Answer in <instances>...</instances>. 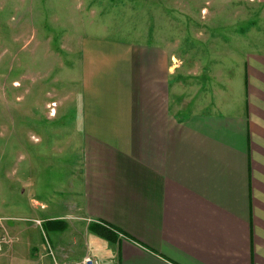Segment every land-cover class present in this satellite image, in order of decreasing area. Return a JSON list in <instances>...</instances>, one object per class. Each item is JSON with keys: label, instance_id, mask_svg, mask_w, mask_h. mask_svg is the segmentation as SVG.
<instances>
[{"label": "crops", "instance_id": "obj_1", "mask_svg": "<svg viewBox=\"0 0 264 264\" xmlns=\"http://www.w3.org/2000/svg\"><path fill=\"white\" fill-rule=\"evenodd\" d=\"M211 1L264 8V0L203 4ZM205 19L201 11L198 46H182L201 54L192 58L193 73L166 28L154 44L80 34L69 126L76 223L67 228L53 215L33 227L29 217L24 224L4 215L0 233L20 240L5 259L74 264L91 254L75 246L93 234L108 250L99 264H264V48L252 46L258 32L236 28L212 42ZM150 25L151 37L159 36ZM47 225L64 236L55 246L72 244L70 256L34 244L31 231Z\"/></svg>", "mask_w": 264, "mask_h": 264}, {"label": "rangeland", "instance_id": "obj_2", "mask_svg": "<svg viewBox=\"0 0 264 264\" xmlns=\"http://www.w3.org/2000/svg\"><path fill=\"white\" fill-rule=\"evenodd\" d=\"M203 2L0 0V225L4 215L19 220L14 223L29 217V226H39L35 221L41 222L39 219L53 215L63 216L62 223L67 228L75 222L68 202L73 176L69 126L70 114L72 110L75 114L74 109L78 107L73 96L77 94V83L73 80L79 75L77 50L86 38L80 34L89 32L93 38L107 37L110 41L136 45L154 44L160 42L166 28L174 34L169 36V42L177 51L175 56L183 58L193 73L197 68L193 69L192 58L201 54L182 46H198L196 28L202 11L206 13V28L213 30L210 41H224L227 38L224 32L230 33L229 29L236 28L239 33L253 30L260 36H251L252 46L255 50L264 48L263 7L244 2L232 5L219 1L204 5ZM166 13L173 19L169 22L170 29L163 20ZM188 15L196 17L193 20ZM151 21L159 36L151 37ZM189 33L195 36L188 37ZM74 182L76 189L81 187V178ZM77 200H81L80 196ZM6 204L11 207L5 208ZM32 204L35 205L32 207ZM25 205H29L27 211L31 210V214L22 208ZM11 208L16 212L5 211ZM59 233H62L60 229L54 230L48 225L31 231L34 244H41L40 251L68 257L74 247L71 243L67 247L55 246L60 244L54 239L64 237ZM10 240L0 252L1 264H23L10 263L4 258L11 254L6 250L15 248L18 241L15 236H10ZM75 248L90 250V255L97 259H105L108 254L93 234L87 235V242L80 239Z\"/></svg>", "mask_w": 264, "mask_h": 264}, {"label": "built area", "instance_id": "obj_3", "mask_svg": "<svg viewBox=\"0 0 264 264\" xmlns=\"http://www.w3.org/2000/svg\"><path fill=\"white\" fill-rule=\"evenodd\" d=\"M35 222L38 223V225L41 224V222L38 220ZM9 242H11V240H10V237L7 236L6 233L0 235V252H3L4 246L7 245ZM49 252H51V251H49ZM49 254L52 255V252ZM55 264H57V263L55 262ZM74 264H99V261L95 257H93L92 255L86 254L80 260L75 262Z\"/></svg>", "mask_w": 264, "mask_h": 264}, {"label": "trees", "instance_id": "obj_4", "mask_svg": "<svg viewBox=\"0 0 264 264\" xmlns=\"http://www.w3.org/2000/svg\"><path fill=\"white\" fill-rule=\"evenodd\" d=\"M58 224H62V222H60V223H58ZM52 229V228H51ZM99 233V232H98ZM100 234L103 236V237H106L107 236V238L109 237V233L108 232H104V233H102V232H100ZM63 247H65V246H63ZM55 253V252H54Z\"/></svg>", "mask_w": 264, "mask_h": 264}]
</instances>
